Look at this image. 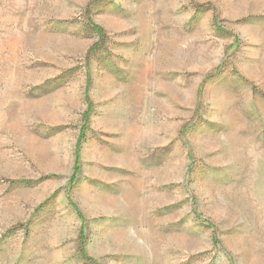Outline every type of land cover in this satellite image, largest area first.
<instances>
[{"label": "rangeland", "instance_id": "374dc122", "mask_svg": "<svg viewBox=\"0 0 264 264\" xmlns=\"http://www.w3.org/2000/svg\"><path fill=\"white\" fill-rule=\"evenodd\" d=\"M0 264H264V0H0Z\"/></svg>", "mask_w": 264, "mask_h": 264}, {"label": "trees", "instance_id": "16d2710c", "mask_svg": "<svg viewBox=\"0 0 264 264\" xmlns=\"http://www.w3.org/2000/svg\"><path fill=\"white\" fill-rule=\"evenodd\" d=\"M90 110H91V107H90V109L88 110V113H87V117H88V115H90ZM76 174H78L79 173V171H80V168H79V166L77 165L76 166ZM80 217H81V215H80ZM82 218V217H81Z\"/></svg>", "mask_w": 264, "mask_h": 264}]
</instances>
